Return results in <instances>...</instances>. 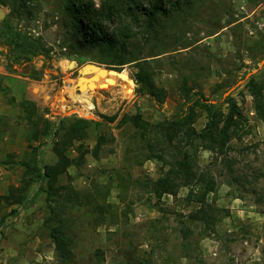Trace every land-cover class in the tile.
<instances>
[{"label":"rangeland","instance_id":"obj_1","mask_svg":"<svg viewBox=\"0 0 264 264\" xmlns=\"http://www.w3.org/2000/svg\"><path fill=\"white\" fill-rule=\"evenodd\" d=\"M0 6L9 24L40 40L47 51L32 58L42 72L30 78L19 73L22 64L6 66V47L0 46V65L10 74L6 84L0 82L1 101L9 109L0 114V195L30 177L24 162L55 161L51 133L33 138V127L21 112L19 102L30 96L37 114L53 124L63 117L98 121L69 149L72 163L59 179L80 196L67 213L72 264H264V122L246 87L251 75L264 83V0H180L168 17L157 15L150 25L128 16L111 23L114 28L128 24L136 34L127 55L139 45L142 64L166 91L160 104L139 93L135 61L118 64L121 57L110 50L81 47L65 0H0ZM87 62L122 70L124 76L111 72L117 76L114 84H92L79 99L77 68ZM27 84L34 89L20 97ZM199 94L222 109L225 97H233L252 132L232 138L224 158L197 150V176L211 175L216 183L204 204L189 200L185 186L157 200L145 180L169 167L172 148L161 150L158 143L152 152L130 121L117 126L103 116L138 113L156 123L180 113ZM195 110L199 130L206 112L200 106ZM99 134L105 141L94 157L90 150ZM40 188L43 182L32 181L22 203L0 200V264H60L44 226L48 208ZM195 212L200 219L191 220Z\"/></svg>","mask_w":264,"mask_h":264},{"label":"trees","instance_id":"obj_2","mask_svg":"<svg viewBox=\"0 0 264 264\" xmlns=\"http://www.w3.org/2000/svg\"><path fill=\"white\" fill-rule=\"evenodd\" d=\"M179 1L148 0L138 3L135 0H100L98 7H95L92 0H65V4L72 25L78 32L77 42L81 47L110 50L115 56L121 57L118 64L135 61L137 69L133 78L138 85L139 93L160 104L165 99L166 91L156 85L148 68L142 64L144 60L136 53L140 51L139 45L135 44L134 50H128L130 56L127 55V45L133 43L132 38L136 37V34L128 24L120 28L111 27L110 24L117 18L128 16L136 21L144 18L150 25L157 15L168 17L172 10L179 6ZM0 46L6 47L3 53L9 69L17 62L22 64V70L19 72L22 75L30 78H37L40 75L42 69L32 64V58L47 55L43 44L9 24L5 18L2 19L0 29ZM246 87L252 97L257 116L264 122V83L257 80L255 75H251ZM183 89L190 90L185 84ZM204 99L202 94L194 95L190 104L180 113L168 115L156 123L142 119L138 113L133 115L124 113L119 117L116 114L103 116L107 123L115 122L117 126L130 121L139 129L141 136L149 140L152 152L156 150L158 143L162 144L161 150L165 145L172 148L173 159L169 162V167L162 168L157 178L145 180L150 187V193L157 200L163 194L174 195L180 186H185L188 188L189 200L204 204L208 193L215 192L216 183L211 175L201 178L197 176L195 171L197 150L205 149L213 156L224 158L232 138L241 139L252 132L253 125L233 97H225V109L216 107L214 103L206 102ZM19 106L33 127V138L51 133L53 139L51 150L55 155V161L38 165L24 162L30 177H23L18 185H9L7 193L0 195V200H5L9 205L22 203L31 182L36 180L43 182L44 188H40L39 192L45 193L48 208L44 226L53 244L54 256L60 264H72V238L68 231L67 213L73 205L80 202V196L73 186L61 184L59 179L72 163L68 155L69 149L75 141L82 140L89 127L98 124V121L84 117H63L53 124L42 114H37L38 109L34 101L25 99L19 102ZM195 106L203 107L206 112V121L199 130L194 127L197 115ZM40 121L43 122L41 128L38 126ZM104 141V134L96 136L94 146L90 150L94 157L98 156ZM80 147L77 150L82 157L84 151L81 152ZM31 149L36 150L38 147L31 146ZM150 157L156 155L147 158ZM157 157L163 159L164 154L160 153ZM195 184H199L196 189L193 187ZM189 217L191 220L200 219L196 212Z\"/></svg>","mask_w":264,"mask_h":264},{"label":"water","instance_id":"obj_3","mask_svg":"<svg viewBox=\"0 0 264 264\" xmlns=\"http://www.w3.org/2000/svg\"><path fill=\"white\" fill-rule=\"evenodd\" d=\"M4 16H5V11L0 6V20H2L4 18ZM72 62H70V63H72ZM97 71L117 72L114 69L103 68V67H101V65L94 63V62L84 63L83 65H81L80 67L77 68L78 74H77V78L75 81L76 90H81L83 85L85 88H88V89L93 88L92 87L93 82L90 79L96 77ZM98 76H103V75H98ZM130 80H131V82H133L132 79H130ZM85 83H87V84L85 85ZM103 83L104 82H99V85L103 84Z\"/></svg>","mask_w":264,"mask_h":264},{"label":"bare ground","instance_id":"obj_4","mask_svg":"<svg viewBox=\"0 0 264 264\" xmlns=\"http://www.w3.org/2000/svg\"><path fill=\"white\" fill-rule=\"evenodd\" d=\"M121 71L122 70H119V71L113 72V73L119 74L120 76H124V72H121ZM98 75H103L104 76L103 80L98 79L99 78ZM116 79H117V76L113 75L111 72H107V71H105V72H103V71H97L96 72V77L95 78H91L90 80L93 82L92 83L93 85L95 84L96 86H101V85H105V84L106 85L114 84L115 81H116ZM96 80H99V82H104V83L99 85V82H97V84H96V82H95ZM86 84L87 83H85V85ZM69 89L73 90V86L72 87L69 86ZM81 89H82L80 91L81 94L78 96L79 99H81L86 94L88 88H85L84 85H83V87Z\"/></svg>","mask_w":264,"mask_h":264},{"label":"crops","instance_id":"obj_5","mask_svg":"<svg viewBox=\"0 0 264 264\" xmlns=\"http://www.w3.org/2000/svg\"><path fill=\"white\" fill-rule=\"evenodd\" d=\"M9 75L10 74L3 67H1V65H0V82L2 84H6L7 83L8 79H9ZM95 82L97 84V82H99V80H96ZM30 88H31V90H33L34 89V86H30L29 87L28 84L25 85V87L23 88V90H21V92H20V97L22 96V94L27 95V93H28V91H29ZM1 97L2 96H1V93H0V114L1 113H7L9 109L1 101ZM27 99H32L33 100V98H31L30 96H27ZM21 112L24 113L23 110H22V108H21Z\"/></svg>","mask_w":264,"mask_h":264},{"label":"built area","instance_id":"obj_6","mask_svg":"<svg viewBox=\"0 0 264 264\" xmlns=\"http://www.w3.org/2000/svg\"><path fill=\"white\" fill-rule=\"evenodd\" d=\"M75 92V91H74ZM89 102H90V106H88V109H90L91 107H93V105H92V102L90 101V99H89ZM83 117V116H82ZM85 117V116H84ZM86 117H89V116H86ZM89 119H93L92 117H89Z\"/></svg>","mask_w":264,"mask_h":264}]
</instances>
